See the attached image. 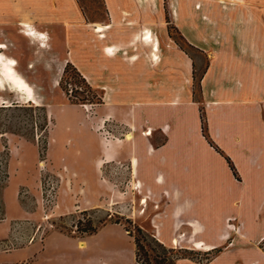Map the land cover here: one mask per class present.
<instances>
[{
  "label": "rangeland",
  "instance_id": "rangeland-1",
  "mask_svg": "<svg viewBox=\"0 0 264 264\" xmlns=\"http://www.w3.org/2000/svg\"><path fill=\"white\" fill-rule=\"evenodd\" d=\"M77 2L89 21L107 19L103 0H77ZM137 2L142 4V0ZM146 2L153 14L151 25L147 28L152 32L155 42H158L155 46L153 42L152 47H159L154 51L158 56V65L151 59L155 72L151 82L153 89H162L164 94L168 95L167 97L165 94L160 98L163 101L174 100L172 99L174 96L182 99L189 90L192 92V98L197 102L200 111L201 133L204 129L206 138L203 134L202 136L225 163H227L225 156L229 157L236 175L233 174L228 163L227 169L231 170L233 179L240 180L238 165L236 166L238 162L235 161V164L229 155L233 151V146L239 147V137H243L241 134L243 130L235 125L240 120L249 122L253 126L252 134L256 135L253 136V140L263 142L264 112H260L259 119L255 114L250 112L247 114L244 108L240 110L241 105H236L232 111L228 110L225 116L217 120L220 123L215 122L216 126H209L208 122L211 124L214 122L208 118L207 104L203 100L200 82L201 77L207 72L209 62L213 60L215 47L222 46L226 49L232 47L234 50H227V54L237 57L240 46L241 52L247 50V54L256 55L264 61V0H218L219 3L217 0H146ZM198 14L201 24L200 38L192 32V24L193 21L197 24L195 18ZM26 18L25 20L28 21V17ZM5 19L8 21L6 17L0 16V43L6 45L5 48L0 49V54L5 59V66L9 60L15 62L11 67L26 87L17 89L6 82L0 85V264L26 258L31 251L14 250L17 248L20 250V246L27 247L31 242L39 245L40 239L51 231H58L84 241L88 236L85 227L89 226V221L92 228L100 229L103 225L113 224L118 225L115 228L122 233L125 226H128L133 235H142L134 230V226L138 224L145 228L146 234L154 233L157 238H161L160 230L158 231V227L161 228L159 219L169 218L171 209L182 203L184 196L179 192L157 193L148 188L143 190L140 180H135V189L129 187L131 177L126 163L110 162L105 164L103 171L98 172L96 176L85 175L93 172L83 164L82 155L86 150L99 151L102 133L112 141L120 138L122 136L120 133H125L126 130L104 129L95 124L94 106L104 102L96 81L83 79L69 61L66 62L62 74H59L69 51L63 48L60 25L55 24L49 36L46 32H36L33 28L36 25L32 22L20 24L17 19L6 23ZM99 26L105 25L95 24L94 30L103 37L104 31L110 28V25L103 31H98ZM35 38L40 39L41 49L38 48V42L33 40ZM145 42L148 46L142 45L143 43L139 41L136 45H131L126 55H132L131 59L134 60L137 56H145L151 49L147 39ZM107 49L108 54L115 53L112 47ZM241 55L243 57L241 59L245 60L250 57H244L243 53ZM240 68L237 69L228 63L225 65L224 75L231 84L235 83L236 78L240 81L237 82L238 86L244 82L245 73ZM164 72L166 76L163 75ZM120 99L127 100V97ZM232 99L243 98L242 95H236ZM260 103L264 104V101ZM99 108L102 112L103 108ZM262 108L264 111V106H261ZM244 116L247 119H243ZM259 121L263 122V125H259ZM146 130L147 128L144 129ZM218 131L219 138L216 134ZM129 133L132 135L131 132H127L121 138L130 141L133 135L131 139H127ZM51 136L56 139L51 152V166L49 169L46 166L41 169L38 161L39 159L45 161L43 156L47 155L46 148ZM161 140L162 138H159V141ZM229 142L232 144H227ZM262 144L264 146V142ZM86 145H92V148H86ZM23 146L25 149L21 152ZM236 150L238 152L239 148ZM35 153L34 166L30 160ZM17 154L21 159L26 157L27 160L17 159ZM207 162L212 171V160ZM38 166L41 170L40 186L44 177L49 176L56 187L53 206H44L43 211L36 202L40 199L37 187ZM21 168L25 175L23 177ZM202 172L203 170L199 173L196 171L197 180ZM25 178L29 179L28 185ZM137 183L140 187L136 186ZM5 190L9 206L18 204L22 210L14 209L16 207L13 206V211L21 214L12 215L15 219L11 222L10 229L13 232L11 236L3 235L4 228L8 227L4 222L7 219H4L3 210ZM233 195L238 197L240 194ZM208 196L205 195V198ZM142 197L146 198L147 205H142ZM234 205H238V201L237 203L235 201ZM210 213L215 215L216 211L212 208ZM190 221L192 225L180 223L176 227L177 230L175 229L174 232L175 238L178 237L176 244L175 238L171 245H165L161 241L166 248L172 249L170 255L172 264H179L182 258L205 262L219 252L235 247H258L264 253V237L257 241L248 240L247 232L238 216L226 217L223 224L203 225L196 219ZM112 228L106 227L97 241L102 243L103 247L107 246L105 248L109 250L117 247L128 252L131 247L121 236L114 235ZM260 229H264V225H261ZM125 232L127 233L126 230ZM212 242L216 247L211 245ZM150 244L157 254L165 253L154 242L150 241ZM83 245L84 243L80 242V246ZM55 246V248L63 247ZM52 248L56 250L53 246ZM67 248L72 250L69 245ZM127 252L124 256H127ZM69 253L72 254V251ZM88 255L90 254L84 257L85 262ZM116 260L110 258L111 264H117Z\"/></svg>",
  "mask_w": 264,
  "mask_h": 264
},
{
  "label": "crops",
  "instance_id": "crops-1",
  "mask_svg": "<svg viewBox=\"0 0 264 264\" xmlns=\"http://www.w3.org/2000/svg\"><path fill=\"white\" fill-rule=\"evenodd\" d=\"M103 1L107 19L89 21L77 0H0V16L8 19V21L4 20L6 23L17 19L20 24L32 22L36 25L33 27L36 32H46L49 36L55 24L60 25L63 48L69 51L68 58L59 74H62L66 62L69 61L83 79L96 81L104 102L100 104L101 106L99 104L94 106L96 108L95 124L104 129L126 130L125 133H120L122 136H125L127 132L133 135L130 141L124 140L122 136L111 141L107 139L105 133H102L99 151L87 149L82 155L84 167L93 171L85 175L96 176L98 172L103 171L105 164L110 162L126 163L131 177L129 187L135 189V180H140L143 190L148 188L157 193L164 191L165 193L167 191L181 193L184 196L183 202L171 209L169 218L159 219L161 228L157 225L161 235L158 239L165 245H171L176 236L175 229L180 223L192 225L190 219H196L203 225L223 224L228 216L240 218L248 240L263 239L264 229H260V226L264 225V146L262 144L264 140L263 142L253 140V136L256 135L252 134L253 126L249 122L240 120L235 125L243 130L241 132L243 137H239V147L233 146V151L229 153L231 159L238 162L235 164L238 165L241 178L233 179L231 170L227 169V163L216 154L202 136L200 111L197 102L192 98V92L189 90L182 99L174 96L172 98L174 100L163 101L160 98L166 93L164 94L162 89L156 90L152 87V75L155 72H153L150 52L154 41L147 36L143 38L147 30L149 31L147 26L151 25L153 16L152 9L147 5L148 2L142 0L140 4L137 0ZM26 17L28 21L25 20ZM196 17L198 22L196 24L193 21L192 32L200 38L199 14ZM95 24L108 27L110 25V28L104 31L103 37H100L99 32L94 30ZM144 30H146L145 33ZM146 39L151 49L145 56H137L134 60L131 59L132 55H126L131 45H136L138 41L143 43L142 45H147ZM33 40L38 42V48L41 49L40 39ZM107 47H112L115 53L108 54ZM231 49L232 47L227 49L222 46L215 47L213 60L209 62L207 72L201 77L203 100L207 104L206 112L209 120L214 122L212 124L208 122L209 126H216L215 122L220 123L217 120L225 116L228 110L232 111L236 105H241L240 110L244 108L247 114L249 112L255 114L259 119L260 112H264L263 108L261 109L264 104L260 103L264 101L263 59L247 54V50L241 52L240 46L237 57L230 56L227 50ZM120 50L123 51L120 52ZM241 53L245 54L244 57H250L246 60L241 59L243 58ZM227 63L234 65L237 69L241 67L240 69L244 71L245 79L242 85H237L239 81L237 78L235 83L231 84L224 75ZM163 75L166 76V72ZM236 95H242L243 99H232ZM125 96L127 100L120 99ZM173 101L178 103H172ZM99 107L103 108L102 112ZM245 116L243 119H247ZM260 124L263 125V122ZM145 128H151L152 133L144 134ZM216 134L219 138V131ZM159 138L162 140L159 141ZM55 141V137L51 136L46 148L47 155L43 156L45 161L39 159L38 165L43 161L44 167L49 169ZM217 142L220 144L218 140ZM231 142L227 144L231 145ZM24 147L21 152L25 149ZM86 148H92V145H86ZM237 148H239L238 152ZM16 158L21 159L18 154ZM25 159L27 160L24 157L21 161ZM35 159L36 153L30 160L34 166ZM208 160L213 162L212 171L209 169ZM217 168H219L218 171ZM200 170L203 172L197 180L196 171L199 173ZM38 171L37 187L40 199L36 202L43 211L39 166ZM20 172L22 177L25 176L22 168ZM25 181L27 185L30 183L29 179L25 178ZM6 193L5 190L3 210L4 219H7L4 222L8 227L4 228L3 235L11 236L10 234L13 233L10 229L11 222L15 219L12 215L21 214V212L13 211L14 205L9 206ZM236 193L240 195L235 197L236 195L233 194ZM205 195H209L208 198H205ZM235 201L236 203L238 201V205H234ZM14 207H16L14 209H20L18 204ZM212 208L216 211L215 215L210 213ZM108 226L113 227L114 235L121 236L131 247L128 252L117 247L109 250L105 248L107 246L103 247L102 243L97 241ZM115 227L118 225H103L95 233L88 235L84 241L58 231H51L40 239L39 245L31 242L27 247L20 246V250L19 248L14 250L19 252L28 250L31 254L21 260L10 261L8 264H111L112 257L117 259V264H139L135 260L133 237L125 230L120 233ZM80 242L84 245L80 246ZM55 245L64 248H55ZM68 245L72 250L67 248ZM211 245L216 247L214 242ZM71 251L72 254L69 253ZM125 252L127 256H124ZM87 254L90 255L85 262L84 257ZM179 261V264H264V253L258 247H235L219 252L205 262L188 258H182Z\"/></svg>",
  "mask_w": 264,
  "mask_h": 264
},
{
  "label": "trees",
  "instance_id": "trees-1",
  "mask_svg": "<svg viewBox=\"0 0 264 264\" xmlns=\"http://www.w3.org/2000/svg\"><path fill=\"white\" fill-rule=\"evenodd\" d=\"M202 134L206 138L204 129H202ZM208 142L210 143V145H212L209 140ZM225 158L233 174L236 175L235 168L231 164L229 157L225 156ZM88 225H89L88 227H85V231L88 235L93 234L97 231V228H92L90 226L91 225L90 221L88 222ZM134 227H135L134 230L138 234H142V235H133L131 233L132 232L131 229H129L128 226H125V230L130 236L133 237V241L135 244V260L137 263H140V264H172V260L170 257L172 253L171 248H166V246H164V244L156 237L154 233L146 234L144 231L145 228L143 226L137 224V226L135 225ZM150 241L154 242L155 245L160 246L165 251V253L163 255L157 254V251L155 250V248L151 247Z\"/></svg>",
  "mask_w": 264,
  "mask_h": 264
},
{
  "label": "bare ground",
  "instance_id": "bare-ground-1",
  "mask_svg": "<svg viewBox=\"0 0 264 264\" xmlns=\"http://www.w3.org/2000/svg\"><path fill=\"white\" fill-rule=\"evenodd\" d=\"M175 11H176V9H175ZM206 18V17H205ZM105 28H108V26H99V29H98V31H103ZM102 36H104V35H102ZM146 36L148 37V38H150L152 41H154V44H153V46H155V44H158V42H155V39H154V36L152 35V32L149 30H147V34L145 35V38H146ZM6 47V45L5 44H3V43H0V49H2V48H5ZM7 49V48H6ZM159 49V47L158 46H156L155 48L154 47H152V51H153V53H152V55H151V59H152V61L154 60V62H155V64H157L158 63V56H157V54L156 53H154V51L156 50H158ZM112 50H113V48H112ZM107 51L109 52V50L107 49ZM112 54V53H111ZM14 59V58H13ZM16 61V60H15ZM11 65H15V62L13 61V60H9V61H7L6 62V66H5V59H4V57L0 54V67H1V70H2V72L0 73V85L3 83V82H6V83H10V84H12V85H14L17 89H22V88H24V86L26 87V85H25V83H23V81L15 74V72H14V70H13V68L11 67ZM5 67V68H4ZM15 67H17V66H15ZM15 69V68H14ZM16 71V70H15ZM9 86V85H8ZM5 87V86H4ZM13 90V89H12ZM17 93V92H16ZM20 95V94H19ZM29 101V100H28ZM7 105H9V104H7ZM150 129V133L149 134H151L152 133V129L151 128H149ZM146 135H149L148 133H145ZM130 138H132V135L129 133L128 135H127V139H130ZM136 186L137 187H140L139 186V183H137L136 184ZM141 203H142V205L144 206V205H147V200H146V198L145 197H142L141 198ZM178 241V237L177 238H175V240H174V242L176 243ZM197 244V243H196ZM212 247H208V249H211Z\"/></svg>",
  "mask_w": 264,
  "mask_h": 264
},
{
  "label": "built area",
  "instance_id": "built-area-1",
  "mask_svg": "<svg viewBox=\"0 0 264 264\" xmlns=\"http://www.w3.org/2000/svg\"><path fill=\"white\" fill-rule=\"evenodd\" d=\"M143 32L145 33L146 30H144ZM144 37H145V35H143V38ZM144 133L149 134L150 129L148 128L146 131H144ZM40 166H41V169L45 168L43 161L40 162ZM55 189H56V187H55L54 181H52L49 176H48V178L44 177V180L41 183V194H42V201H43V204L45 207H50L51 205L54 204V195L56 193ZM14 239H15V236H14ZM32 240H33V238H32Z\"/></svg>",
  "mask_w": 264,
  "mask_h": 264
}]
</instances>
